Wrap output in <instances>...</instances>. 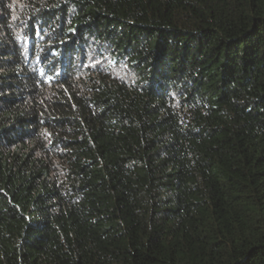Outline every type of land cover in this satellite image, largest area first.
Masks as SVG:
<instances>
[{
    "label": "trees",
    "instance_id": "1",
    "mask_svg": "<svg viewBox=\"0 0 264 264\" xmlns=\"http://www.w3.org/2000/svg\"><path fill=\"white\" fill-rule=\"evenodd\" d=\"M0 264H264V0H0Z\"/></svg>",
    "mask_w": 264,
    "mask_h": 264
}]
</instances>
